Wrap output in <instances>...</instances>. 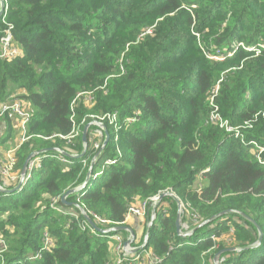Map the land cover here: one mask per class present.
I'll return each instance as SVG.
<instances>
[{"label": "trees", "instance_id": "1", "mask_svg": "<svg viewBox=\"0 0 264 264\" xmlns=\"http://www.w3.org/2000/svg\"><path fill=\"white\" fill-rule=\"evenodd\" d=\"M7 4L0 37L12 25L21 55L0 58V144L15 133L2 106L19 100L30 116L14 169L31 152L50 150L19 190L0 192V264H214L215 253L230 247L240 250H225L220 264H264V0ZM106 114L116 124L102 120L108 140L85 185L63 204L98 151L96 125L87 129L83 156L63 162L55 149L82 152L83 128ZM166 190L185 210L190 204L194 215L183 211L181 220L196 229L179 235L177 205L163 197L142 248L147 258L114 263L110 242L114 235L124 241L125 230L93 232L75 206L108 221L98 227H115L125 225L134 197ZM242 214L262 230L257 247L247 248L258 233Z\"/></svg>", "mask_w": 264, "mask_h": 264}, {"label": "built area", "instance_id": "2", "mask_svg": "<svg viewBox=\"0 0 264 264\" xmlns=\"http://www.w3.org/2000/svg\"><path fill=\"white\" fill-rule=\"evenodd\" d=\"M4 1H5V4H4L3 10H2V14H1L2 17L5 16L6 11H7V7H8L7 0H4ZM11 26L12 25L8 24V28L6 29L5 33L0 37V58L1 59H12L14 57L21 55L20 48L17 45H15L14 42L12 41V34L10 31ZM89 100H90V98H89ZM9 110L12 111V114L15 117L16 116L19 117V125H20V128L22 130V136H21L20 142H19V145H20L22 142H24L28 138V136H26L25 133H26V123H27L29 116H30L29 103L26 101L23 103L22 101L15 100L9 104H4L2 106L1 113L2 112H8ZM105 117L107 119H109L110 122H113L114 124H116V118H115L114 114H112V115L106 114V115H103L101 117H98L97 120H93L94 124L97 125V127H98V129L96 131H94V135L96 136L98 141H95L93 145H94V148L98 149V151L103 144V142L100 143L99 141L102 140V136L104 133V131H103L104 130L103 129L104 124H103L102 120ZM134 120H135V118H129V119H127V123L129 124ZM119 127L120 126L116 127L115 130L117 131L119 129ZM231 129L227 127V130H231ZM73 136H74V133H72L70 136H66V137L72 138ZM45 138H48V137H45ZM19 145L11 148L6 153L5 159L0 158V178H2L4 180V183L0 184L1 187L10 188L7 185H5V184H10V183H12L10 186L13 187L17 184V182L19 180L20 172L18 173L14 169V166L16 164V158H15L14 152ZM56 151L58 153L57 157L61 161L67 162L66 156L63 155L60 151H58V150H56ZM117 152H119V150H117ZM42 154H39V155H37L34 158L29 160L28 165H27L26 175L24 178L25 181H26V179H28L30 177V175L34 169L40 167L42 156H44ZM69 155L72 156L74 154H69ZM115 161H116L115 159H107L105 163L111 164V163H114ZM100 173L101 172H98L94 176H97ZM155 197H156V195L153 197H150L148 199L142 200L138 204H131L128 207L127 217L131 216V215H141L142 216L145 213L147 205L150 204V201H151V205H153ZM56 201H57V199H54L53 203ZM95 218L101 224H106L108 222L107 220L102 219L98 216H95ZM84 224L86 226H88V224L85 220H84ZM89 228L91 229V231L95 232L90 226H89ZM106 228H108V227H106ZM113 238H115V240L118 242L117 243V250L123 251L124 250V245H123L124 241L122 240V237H120L118 235H114ZM0 242H3L2 236H0ZM49 244H50L49 240H46V242L44 244V248H46ZM135 258L139 259L140 255H136ZM122 259H123V257H122ZM153 262H154V264H158L157 259H154V261H152V263Z\"/></svg>", "mask_w": 264, "mask_h": 264}, {"label": "water", "instance_id": "3", "mask_svg": "<svg viewBox=\"0 0 264 264\" xmlns=\"http://www.w3.org/2000/svg\"><path fill=\"white\" fill-rule=\"evenodd\" d=\"M4 4H5V1L4 0H0V15L2 14V10H3V7H4ZM93 124H94V121H91ZM90 123H87L85 125V127L83 128L82 130V134H81V139H82V143H83V150L82 152H80L79 154H74L72 155V157H81L83 156V154L85 153V149L87 147V129L89 127V125L91 124ZM104 130V141H103V144L102 146L100 147L99 151L96 153V155L92 158L90 164H89V167H88V170L86 172V177H85V180L83 181V183L80 185V186H77V187H73V188H69L67 189L60 197V200L63 204H70L66 198L69 194L71 193H76L79 189H81L85 183L87 182L88 178L90 177L91 175V171H92V168H93V164L95 162V159L97 157V155L100 153V151L102 150L104 144L107 142L108 140V133H107V129L103 128ZM50 148H44V149H41V150H37V151H34V152H31L30 154H28L26 156V158L24 159L23 161V164H22V167L20 169V177H19V180L17 182V184L11 188H4V187H1L0 186V192L4 193V194H10V193H13L17 190H19L21 188V186L23 185V183H25V175H26V170H27V165H28V162L30 159L34 158L35 156L39 155V154H42L44 152H47L49 151ZM55 150H58L60 151L63 155L65 156H70L67 152L63 151V150H59V149H55ZM27 180V179H26ZM165 196H169L171 197L176 205H177V213H176V220H175V226H176V232L181 235V236H185V235H188V234H191L196 228H191L189 230V232L187 233H180V229H181V208L183 206L181 200L178 198V196L172 191V190H166V191H163V192H160L159 194L156 195L155 199H154V203H153V207L151 209V213H150V217H149V223H148V226L145 230V240L143 242V244L137 248H134L133 251L137 252V250H139V248H143L144 245L146 244L147 242V239H148V232H149V227L150 225L152 224L154 218H155V215H156V208H157V205L160 203V201L162 200L163 197ZM75 206L78 208L79 212L81 213L82 217L84 218V220L87 222V224L96 232H101V233H107V232H116V231H121V230H126L129 232V237L127 239L124 240L123 242V245L124 247H127L129 246L130 243H132L133 239H134V231L132 228H130L129 226L127 225H119V226H115V227H108V228H104V227H98L97 224L94 222V220L91 219V217L89 216V214L85 211V209L78 205L77 203H75ZM226 212V210H223V211H220V212H217L216 214L210 216L209 218H207L206 220H204L203 222H201L198 226L196 227H199L213 219H215L216 217H219L221 215H223L224 213ZM246 219H248L250 222H252L257 230V233H258V236H257V240L255 242H253L252 244H250L247 248H254V247H257L259 244H260V241H261V237H262V230L260 228V226L254 222L253 219H251L250 217L242 214ZM225 250H240V248H236V247H230V248H227V249H223V250H219L213 257V263L214 264H219L218 263V258L219 256L225 251Z\"/></svg>", "mask_w": 264, "mask_h": 264}, {"label": "rangeland", "instance_id": "4", "mask_svg": "<svg viewBox=\"0 0 264 264\" xmlns=\"http://www.w3.org/2000/svg\"><path fill=\"white\" fill-rule=\"evenodd\" d=\"M149 30H151V29H149ZM240 46L242 47V48H244V49H250V48H255L256 47V45H254V46H248V48H247V45H244L242 42L240 43ZM233 53V52H232ZM216 54L217 55H221L220 53H218V51H216ZM206 56L208 57V54L206 53ZM218 59H221L220 58V56L219 57H217ZM222 60V59H221ZM91 93V91H81V92H79L78 93V96H81V95H87V94H90ZM75 105V104H74ZM94 120H95V118H94ZM93 121V120H92ZM91 124H93L92 122H91ZM90 124V125H91ZM220 126H223V122H221L220 123ZM233 128L235 129V131H232L233 133L234 132H237L238 131V126H233ZM98 129V127H97V125H96V128H95V130L94 131H96ZM239 133V132H238ZM258 147V149L260 148V149H262V147L261 146H257ZM80 186V185H79ZM77 187V186H76ZM155 196V195H154ZM143 199L142 198H140V197H138V196H136V197H134V202H133V204H138L140 201H142ZM145 200V199H144ZM183 204V203H182ZM150 205V204H149ZM149 205H147V208H146V210H145V213L141 216V215H131V216H128L126 219V223H125V225H127V226H129L130 228H132L133 229V231H134V239H133V241H132V243H130L129 244V246H127V247H124V250L123 251H121V250H117V241L115 240V238H113V240H111V242H110V248H111V250H112V253L114 254V263H115V261H116V263L117 262H121V259H122V256H125V257H127V255L128 256H130V257H135L136 255H138V254H140V253H144L145 251H142V248H139V252L137 253V252H135V251H133L134 250V248H137V247H139V246H141L142 244H143V242H144V240H145V230H146V228H147V226H148V223H149V217H150V213L148 214V217L146 218V214H147V212H148V208H150V210H151V206L149 207ZM185 208H186V210L184 209V207L182 206V208H181V214H183V211H185L186 213H188V214H193V213H191L190 212V209H191V206H190V204L189 203H185ZM149 210V211H150ZM81 214V213H80ZM194 215V214H193ZM90 216V215H89ZM95 216H97V215H94V219H92V220H95V223H97V220H96V218H95ZM99 217V216H98ZM133 217V219H137L138 217H142V222L141 221H139V226H134V225H131V223L128 221V219H130V218H132ZM100 223V222H99ZM140 223H142L141 225H140ZM184 223V224H183ZM82 224H84V220H83V222H82ZM101 224V223H100ZM85 225V224H84ZM181 229H180V233H187V232H189V228H188V226H187V224L185 223V222H183L182 220H181ZM83 226V225H82ZM86 226V225H85ZM84 227V226H83ZM143 230H144V233H143ZM0 231L3 233V234H5L3 231H2V229H1V227H0ZM138 231V236H137V232ZM125 232L126 233H124L122 236L124 237V238H128L129 237V232L128 231H126L125 230ZM44 235H45V233H44ZM226 237V236H225ZM224 238V237H223ZM145 246V245H144ZM138 251V250H137ZM146 252H148V251H146ZM216 254V253H215ZM222 255V254H221ZM219 256V258H218V263L220 264L221 263V260L223 259V257L222 256ZM144 258H147V253H144ZM138 259V258H137ZM131 264H134V263H131ZM135 264H142L141 263V261H137V263H135Z\"/></svg>", "mask_w": 264, "mask_h": 264}, {"label": "crops", "instance_id": "5", "mask_svg": "<svg viewBox=\"0 0 264 264\" xmlns=\"http://www.w3.org/2000/svg\"><path fill=\"white\" fill-rule=\"evenodd\" d=\"M0 101V105H1ZM8 116L11 118V122L13 125V129L15 130L14 136L11 139H8L4 144H0V158L5 159L6 158V153L13 147L19 145L20 138L22 136V130L19 125V117H15L12 114V111H8ZM4 119L2 115H0V135L2 134V131L4 130ZM127 220V219H126ZM142 220V217H138L137 219L130 218L128 221L131 223V225L134 226H139V221ZM143 221V220H142ZM141 221V222H142ZM142 223H140L141 225ZM138 236V231L136 232ZM147 256H149V253H147ZM142 260V259H141Z\"/></svg>", "mask_w": 264, "mask_h": 264}]
</instances>
